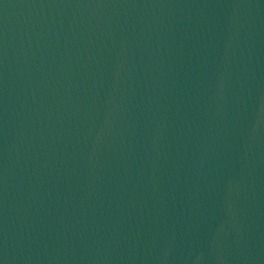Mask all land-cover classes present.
Wrapping results in <instances>:
<instances>
[{
  "label": "water",
  "instance_id": "1",
  "mask_svg": "<svg viewBox=\"0 0 264 264\" xmlns=\"http://www.w3.org/2000/svg\"><path fill=\"white\" fill-rule=\"evenodd\" d=\"M0 264H264V0H0Z\"/></svg>",
  "mask_w": 264,
  "mask_h": 264
}]
</instances>
